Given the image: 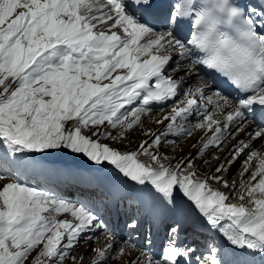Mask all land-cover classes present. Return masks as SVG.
Instances as JSON below:
<instances>
[{
  "label": "snow or ice",
  "instance_id": "obj_1",
  "mask_svg": "<svg viewBox=\"0 0 264 264\" xmlns=\"http://www.w3.org/2000/svg\"><path fill=\"white\" fill-rule=\"evenodd\" d=\"M169 101L155 121L164 129L145 131L150 140L135 151L102 142H122L153 104ZM257 108L264 114V0H0V264H77L72 253L102 231L91 264L134 251L126 264H226L218 245L186 244L183 223L218 234L237 255L264 257V152L252 143L264 147V126L206 179L191 157L173 164L159 152L176 143L162 138L197 130L208 136L199 155L219 150ZM60 151L111 166L116 181L180 216L159 253L117 244L94 208L18 179ZM242 156L241 182L230 185L218 174Z\"/></svg>",
  "mask_w": 264,
  "mask_h": 264
},
{
  "label": "rangeland",
  "instance_id": "obj_2",
  "mask_svg": "<svg viewBox=\"0 0 264 264\" xmlns=\"http://www.w3.org/2000/svg\"><path fill=\"white\" fill-rule=\"evenodd\" d=\"M171 102L167 103L165 107H170ZM170 108H166L163 110H160L159 112L157 110H153L150 115H144L142 117V124L141 126L137 127L134 131L128 133L126 135V138L122 142H115L108 139H103L102 142L105 144H109L113 148L119 149L121 152H132L135 151L138 148V145L142 140H150L149 136H145V131L150 132H156L159 133L162 131L165 127V125L161 124L158 125L155 123L157 119L162 118ZM167 123V122H165ZM115 134V133H113ZM201 134V135H200ZM204 134V133H203ZM202 132L197 130L193 135H191L188 138L180 139L176 137H166L162 139L166 140H176V143L173 144H164L163 147L160 148L159 152L161 156H167L169 158L168 161L175 164L178 160L181 158H187L191 157L193 159V163L195 165V168L197 169L199 175L201 178L206 179L207 175H211L214 173V169L221 163H224L227 160L231 159V155L228 157V149L227 146H223L219 150H214L213 152L206 151L207 153H204L203 155H199V150L201 148V138L203 136ZM199 135V136H198ZM192 145H195L193 147ZM233 146V141L230 145V147ZM68 152V151H67ZM71 155L72 153L69 152ZM75 155V154H74ZM57 158H63V155H58ZM79 161L82 162H89L85 157L78 156ZM141 160H146V157H140ZM245 162V158L240 159L238 162H234L233 164L228 166L227 172L219 173L218 175L224 176L228 179V182L232 180H236L238 177V174L241 172L243 168V163ZM80 170V168H77ZM36 170H45L49 171L47 167H43L40 165V167ZM105 173H107V169H104ZM99 173L103 176L102 172L99 171ZM238 176V177H237ZM105 179L106 177L103 176ZM27 179H30L29 177L25 179H19L22 183H25L28 181ZM211 180H209L210 182ZM7 181H0V183H4ZM241 182V181H240ZM28 184V183H26ZM40 184L46 185L47 181L44 179H41ZM230 185L233 183H229ZM28 185H32L31 182ZM214 187V186H213ZM215 188V187H214ZM222 190H226L223 189ZM53 194L57 195L58 197L64 198L65 195L61 193L53 192ZM233 195V193H232ZM236 195V193L234 194ZM128 197H125L127 199ZM65 199V198H64ZM133 208L136 207V205L132 206ZM140 208L136 209L137 215L140 218ZM106 242V234L101 235L97 241H94V243H82L79 245V247L76 248V250L72 253L77 258V264H80L81 258H83V264H91L95 253L87 251L90 247H101ZM118 244V242H116ZM139 252L134 251L132 252L131 256H125L123 260L120 261H112L111 264H126V262L130 259H133L134 257L138 256ZM71 264V262H69Z\"/></svg>",
  "mask_w": 264,
  "mask_h": 264
},
{
  "label": "bare ground",
  "instance_id": "obj_3",
  "mask_svg": "<svg viewBox=\"0 0 264 264\" xmlns=\"http://www.w3.org/2000/svg\"><path fill=\"white\" fill-rule=\"evenodd\" d=\"M254 130H255L254 129V124L252 122H247L245 124V131L244 132H240L238 135H236L235 139H232L233 146H235L237 144V141H239V140H244L245 142H250L249 141V137H248V135H246V133L252 132ZM252 143H254V145H255V150L264 152V147H262L260 142L253 141ZM253 170H255V168H253ZM240 181H241V176L238 177L236 180L234 179L233 181H230L229 183H234L235 182L238 185L240 183ZM221 190H222V188H221ZM222 191H226V190H222ZM149 207L153 208V207H156V205L154 203H150L149 202ZM158 212H160V213H162L164 215L173 214V212L168 211V210H163L159 206H158ZM262 259L264 261V257H262Z\"/></svg>",
  "mask_w": 264,
  "mask_h": 264
}]
</instances>
